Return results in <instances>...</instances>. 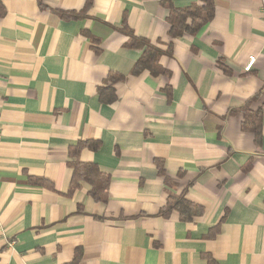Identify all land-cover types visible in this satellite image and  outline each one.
<instances>
[{"label":"crops","instance_id":"1","mask_svg":"<svg viewBox=\"0 0 264 264\" xmlns=\"http://www.w3.org/2000/svg\"><path fill=\"white\" fill-rule=\"evenodd\" d=\"M85 1L0 0V264H69L77 249L79 264H264L261 0H212V20L173 41L160 0H92L82 19H60ZM123 18L171 55L129 75L142 51L124 47ZM109 73L125 79L102 104ZM245 105L262 115L259 148ZM83 141L101 144L79 159L109 175L105 203L85 183L67 196L68 148ZM155 161L182 174L175 186ZM183 191L202 214L160 216Z\"/></svg>","mask_w":264,"mask_h":264},{"label":"trees","instance_id":"2","mask_svg":"<svg viewBox=\"0 0 264 264\" xmlns=\"http://www.w3.org/2000/svg\"><path fill=\"white\" fill-rule=\"evenodd\" d=\"M38 5L42 7V0H37ZM202 4H191L188 7L176 8L172 4L171 0H160V6L168 11L167 22L169 24L168 37L173 41L181 38L184 35L195 36L214 16V5L212 0H199ZM92 0L85 1L84 10L80 12H59V17L64 21H72L82 19L85 16L86 11L91 6ZM1 14V13H0ZM120 32L128 38L124 47L132 50H140L142 54L138 61L134 64L133 68L129 72V75H138L144 70H151L156 67L158 59L162 55H171L172 44L170 43L165 52L159 50L155 46L151 45L147 40L137 38L133 32L129 29L123 18L122 28ZM88 37L95 43L97 40ZM125 76L109 73L104 85L97 89V95L99 101L102 104H111L115 100L114 85L123 82ZM242 115V129L249 131L254 135L255 146L259 148L261 146V125L262 115L261 113L251 111L247 105L237 110ZM101 147L98 141H83L78 142L74 146L68 148V162L67 166L71 169V178L67 191V196H71L76 190L80 188L81 183H85L89 186L88 196L96 203H105L107 199L108 188L110 185V177L107 174L102 173L96 165L91 163L80 162V154L83 150L90 152H97ZM157 166L158 175L162 177L166 186H175L178 182V174L176 178H170L167 176L161 167L159 161H155ZM250 168V163L244 168V172H247ZM34 184L42 186L44 188L51 189L52 186L49 182L43 179H36ZM177 213L179 221L190 222L193 218L202 214V209L189 202L185 198V191L179 195L169 194L165 205L161 208L159 215L163 218L169 217L171 213ZM81 259V253L77 249L75 251L73 260L69 264H79Z\"/></svg>","mask_w":264,"mask_h":264},{"label":"built area","instance_id":"3","mask_svg":"<svg viewBox=\"0 0 264 264\" xmlns=\"http://www.w3.org/2000/svg\"><path fill=\"white\" fill-rule=\"evenodd\" d=\"M261 7H262V10L264 11V0H261ZM255 60L256 58L254 56H250L248 58L247 63L244 66V71L248 72L253 67Z\"/></svg>","mask_w":264,"mask_h":264}]
</instances>
